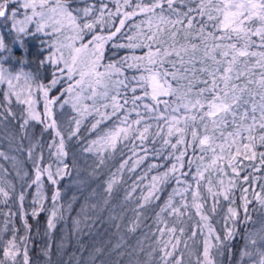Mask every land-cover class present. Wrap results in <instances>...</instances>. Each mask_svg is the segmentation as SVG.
<instances>
[{
    "label": "snow or ice",
    "instance_id": "6c2138e0",
    "mask_svg": "<svg viewBox=\"0 0 264 264\" xmlns=\"http://www.w3.org/2000/svg\"><path fill=\"white\" fill-rule=\"evenodd\" d=\"M186 3H196V0H179L180 5ZM165 4L168 12L176 16L175 20L171 19L170 15L164 14ZM107 9L108 4L104 3V0H100L99 5L88 3L87 0H79V2L78 0H0V29L4 30L0 32V85H6V89L0 90V108L4 109L0 111V121L6 122L10 117L13 120L16 118L11 107L15 102L25 106L23 122L19 125L25 135L31 121L44 126L41 138L28 148L29 159H33L37 148L41 149L33 160L35 178L32 181L37 186L36 202H40L45 198L41 191L42 177L46 174L47 180L52 185H56L57 177H61L62 173L67 174L65 170L69 165L66 162L68 156L66 141L80 138L81 128L86 121H90L88 133H95V138L89 141L82 151L94 153L99 164H103L105 153H114L118 144L129 140L130 137L139 140L141 144L148 141L151 125L146 122L145 115L138 110L141 107L139 102L150 96L156 103H144L142 106L147 113H154L161 102L167 105V101H160L161 96H174L177 101H186L180 104L185 111L183 127L179 126L181 123L179 117L173 116L170 121H165L168 137L179 134L176 142L172 143L166 138L163 143L173 149H177L178 145L185 146L179 156L175 157L180 168L184 167L183 161L189 146L198 147L205 153L211 151L212 158L203 169L197 167L196 176L193 177L196 181L195 190H191L190 184L183 190L173 188L163 204L157 205L159 212L155 213L156 218L164 224V227L158 228V231L162 235L165 232L173 235L176 241L171 244L172 251L167 250L168 245L165 244L161 259L163 264H170L169 258L174 257L175 249L181 243L180 238L175 237L177 232L175 224L169 227L167 220L163 219L164 215L174 217L176 222H180V218L188 213L189 209H195L196 215L204 222L198 223L196 227L201 232L205 228L208 230V236L205 237L203 244V259L198 258L197 264H215L211 254V249L215 245L209 242L215 230L208 223L209 217L202 211L204 202L200 182L206 179L205 172L209 169H215L217 173L226 175L225 168L221 166L224 161L227 162L226 166L231 168L233 177L229 179L227 186L224 185L223 179H219L216 182L219 187L214 190L212 179L210 176L207 178L209 185L207 191L213 198L211 211L214 213L218 197L223 196L225 200H229L231 190L236 187V179L240 178L238 157L242 155L245 160L253 161L257 158L255 150L257 141L264 145V0H199L196 7H188L187 11L180 10L177 0H150L149 3L134 4L132 0H123V4L116 0L115 12ZM157 9L160 10L159 13ZM193 13L195 15H192ZM138 14L147 17L150 33L141 32L138 35H142L152 43H138L135 37L128 36L129 43L114 44L113 47L147 48L146 56H125L120 61L104 63L105 46L121 33L127 21ZM197 17L202 18L198 29ZM114 18H119V26L116 25ZM185 20L187 25L183 28L184 39L187 41L195 36L199 43L180 45L177 48L175 42L180 29L176 25H184ZM153 24L155 31H152ZM103 25L113 30L107 35L100 34L98 28ZM31 26H34V30ZM134 27L139 29L140 25L136 24ZM40 33H43L48 40L41 41L37 51L33 53L28 47V41L38 40ZM164 34H167L173 43L163 50L159 46L153 50V43L162 45L165 42ZM6 39L10 40L11 47L6 43ZM173 54L177 60L166 61L165 58ZM129 60L132 62L128 63ZM13 61L15 65H19V70H13ZM165 62L170 63L175 71L169 72L164 69L161 72L159 68H163ZM5 63L9 64L8 68L5 67ZM177 63L180 65L179 68L176 67ZM197 64L200 67H197ZM125 66L143 69L139 77H132L136 86L131 87L130 97L127 95L128 78L126 76L124 79L119 78L124 75ZM155 66L159 68L154 70ZM26 67L29 70L25 71ZM189 72L193 79L198 73L206 77L199 81L204 87L195 92V98L191 96L194 85L193 80L189 79ZM168 77H171V81ZM182 80H187L188 83L181 84ZM172 82H175V86ZM137 87L142 89L143 95H136ZM121 89H124L123 93ZM41 101L42 110L37 107ZM129 103H131L130 110L126 107ZM57 106L61 110L69 106L74 115L68 116L63 111L57 113ZM178 110L173 109V111ZM133 112L136 114V119L129 122ZM66 116L67 127L62 128L61 123ZM113 117L119 123L113 122L109 126L108 122L113 121ZM249 120L251 123H248ZM134 125L136 127H133ZM229 126L233 131L225 135L224 130ZM44 131L54 133L47 147L50 155L57 162L55 172L52 171V164L46 167L40 166L44 160L42 142ZM161 131L162 128L155 135L159 136ZM217 132L220 134L219 137L216 135ZM189 133L190 140L187 139ZM217 139L222 142L217 144ZM152 142L155 143L154 140ZM135 149L136 145L133 144V156H136ZM141 151L144 155L133 162L129 171H134L147 158L148 149L142 148ZM154 154L159 153L155 151ZM0 157L7 159L3 152H0ZM200 159L203 160V157ZM129 160L131 157L120 164L118 171H122ZM259 160L260 168H254V171L264 169V152L259 153ZM188 163L190 166L192 161L189 160ZM156 167L157 165L150 164L148 171ZM177 171V164L174 163L166 171L153 175L147 186V194L140 198L138 208H143L152 200H159L160 196L157 193L163 191L164 186ZM112 175L113 178L107 183L109 193L117 183L115 173ZM250 175L243 176L244 182L249 180ZM146 177L147 173L138 179L143 180ZM252 179L255 181L256 178L252 177ZM176 183L180 185L184 182L176 177ZM260 188L261 193L255 194L254 198L264 206V184L260 185ZM190 190L191 204L188 203L186 196ZM132 191H135V186ZM247 191V188L243 189L244 193ZM0 193L8 196L3 188H0ZM59 195L57 190L51 198L53 210L48 220L49 228L54 227L53 219L57 216L55 202ZM176 195L181 197L179 205L174 202ZM130 197L131 193L126 199ZM19 199L24 200L23 192ZM242 199L245 220L248 221L251 219L247 215L248 204L252 201L246 196H242ZM42 211L44 207L43 203H40L39 209L34 210L32 214L38 216ZM228 213L233 221L239 215L238 210L232 207L228 208ZM139 216L140 213H137V220ZM136 226L138 225H134L130 230L135 231ZM25 227H28L27 222ZM184 231L183 227L179 228L181 234ZM196 234V231L192 232L193 237ZM232 236V230L228 229L225 239H231ZM215 240L219 242L220 236L215 235ZM249 243L255 246L256 255L259 257L258 260H252V264H264V226L256 231ZM185 247H187L186 243ZM97 251L101 250L97 249ZM19 254L20 250L13 237L4 248L3 255L15 264ZM252 256L253 252L243 250L240 264H243L245 257L251 259ZM182 260L183 254L175 257L171 264H182ZM23 264H29L27 249L23 253Z\"/></svg>",
    "mask_w": 264,
    "mask_h": 264
},
{
    "label": "rangeland",
    "instance_id": "374dc122",
    "mask_svg": "<svg viewBox=\"0 0 264 264\" xmlns=\"http://www.w3.org/2000/svg\"><path fill=\"white\" fill-rule=\"evenodd\" d=\"M109 1H112L116 4V0H104V3H109ZM149 1L150 0H137V2L142 3H148ZM87 2L96 3L99 5L100 0H87ZM111 9L112 8L108 7L107 10L110 11ZM96 14L98 15V13ZM116 25L119 26L118 22ZM31 27L34 30V26ZM111 30L113 29L107 25H103L98 28L100 34L103 35H107ZM3 31L4 30L0 29V32ZM47 40L48 38L44 36L43 33H40L38 40L30 39L28 41V47L34 53L37 51L40 42ZM6 43H8L10 47L12 46L10 40L6 39ZM17 55H19V53H17ZM12 64L14 65L13 70H19V65H15L14 61ZM5 67L8 68L9 64L5 63ZM24 70L27 71L29 69L26 67ZM127 78L128 79L126 80V83L131 86L130 84L134 81L132 80V77ZM0 86V90L6 89V85ZM162 97L163 96H161L160 99H162ZM41 104L42 101L37 107L40 108ZM11 107L13 112L16 114V118L13 120L10 117L6 122L0 121V152H3L7 157V159L0 157V188H3L8 193V196H4L3 193H0V262H2V264H13L11 259H6L4 257L3 251L4 248L8 246V242L12 240L13 237H15V243L20 250V254L16 257L15 264H23V253L26 249V246L24 245L25 235L12 230V228L7 225V218L13 206V208L16 210V213L18 212L19 217H21V215L25 212L33 213L34 210L39 209L40 203H44L46 195L43 192L42 187L41 191L45 198L40 202H36L37 186L34 184L29 190H27L28 188L25 187L29 177H31L30 183L35 178L33 160H35L36 155L39 154L41 149L37 148L33 154V159H29L28 148L35 144L37 140V138L35 139L33 137L31 129L35 128L34 124L36 127L39 124L35 121H31L26 129L25 135V132H22L19 127V125L23 122V112L25 106L13 102ZM0 111H4V109L0 108ZM56 111L57 113L63 111L67 113L68 116L74 115L69 106H65L63 110L57 106ZM155 113L159 117H162L163 112L160 109H157V111L154 113L148 114L154 115ZM174 113L175 112L172 113L173 116H175ZM257 113V116H259V112ZM61 127H67V116L62 121ZM53 135L54 133L51 132L50 136L42 141L44 144V160L40 166L46 167L48 164H52V171L55 172L57 162L55 158L50 155V150L47 147V145L51 142V137ZM244 135H247V133H244ZM71 141L72 140L66 141V147L68 151L66 162L69 165L65 170L67 174L64 175L62 173L61 177H57L58 183L52 186L54 189L52 195L57 190L59 191L60 195L57 199V204L55 207L57 216L53 219L54 227H48V220L51 218V211L53 209L50 211L44 226V244L46 253H49L51 249H55V252L58 254L59 261L61 263L66 261L67 264H85L86 255L83 253L84 251L79 246H77L75 249L74 247H71L72 241L74 243H78L81 239V234L85 225L96 226L93 229L100 232L102 224L101 222L104 220V218L101 216L103 211V215H106V219L108 218L109 224H120L122 221H124L125 223L122 222L123 227H125V225L128 223H130V226L133 227L134 225L142 222V220L148 218V210L151 209V204L155 200H152L143 208H138V203L141 202L140 198L147 194V186L150 181L140 182L137 177V169L134 171H129L133 162L135 161L134 159H136L133 158L134 156L131 157V160H129V163L122 171H118L120 164L125 159L130 157V154L128 156L123 155L122 159L115 157L117 154L121 153L124 147L123 142L118 144L114 153H105L104 163L99 164L98 158L94 153H78L76 148H73L72 150H74V152H72ZM131 147L132 143L129 142L126 150L131 149ZM52 151H54V149H52ZM232 151L233 153L235 152V147L232 149ZM241 152L243 153L242 147ZM200 154L201 156H209L208 159L205 158V160L207 159L206 164H208L212 158V152L208 151L205 153L200 151ZM217 154H219V149H217ZM241 158H243L242 155L238 157V160L241 161ZM226 165V161L222 162L221 166L225 168V172L227 174L221 175L217 173L214 183L215 185L213 187L214 190L219 187V185L216 183L219 179H223L224 185L227 186L229 179L233 177L231 168H228ZM213 172H215V169ZM113 173H115V179L117 183L113 185L112 190L109 193L107 191V183L113 178ZM194 176H196V171L194 173L192 172L189 178L183 179L184 183H182V185L177 188L183 190L184 187L190 184L191 190H195L196 181L193 179ZM45 179H47L46 174L42 177L43 181ZM133 186H135V191H132ZM208 186L207 178L200 182V191L204 202L202 211L209 217L208 223H210L215 230L214 235L209 241L210 244L215 245L211 249L212 257L215 261V264H221L222 248L225 236H220L218 234L216 225L219 224L218 226L224 228L227 227L224 232L226 235L229 226L234 224L235 221L229 218L230 214L228 213V208L232 206L230 204L227 205L226 202L229 203V201H226L223 196L218 197V203L216 204L218 205V209L214 213L211 211L213 206V198L207 191ZM26 190L27 194L26 196L24 195L26 198L24 197V200L21 201L19 197L21 193H24ZM191 190L186 193L189 204H191ZM129 193H131V197L126 199ZM163 202L164 201H162L160 205H162ZM174 202L178 205L181 203L180 195H176L174 197ZM23 205L27 208H24ZM157 212H159V209ZM137 213H140L139 220H137ZM98 217L100 218V221ZM163 219L167 220L168 225L179 224L185 229L183 234L179 233L181 243L179 244L178 249L180 250V255L183 254L182 264H197L198 258L202 260L203 244L205 237L208 236V230L205 228L203 229V232H201V230L196 227L198 223L202 224L204 222H202L200 217L196 215L195 209H189V212L180 218V222H176L174 217L167 216L166 214L164 215ZM163 225L164 224L162 222L157 220L155 215L150 223V226L147 227L145 231H143L138 245L135 246L133 250L134 252L131 250L132 252L127 253L123 257L124 261H122V264H153V253L155 251V244L159 234L158 228H162ZM262 226H264V206L259 204L254 224L246 234L245 242L241 247L237 264H240L241 252L245 249L253 252V256L251 259L245 257L243 264H252V260L259 259L255 252V246L251 245L249 240L253 238L256 231ZM193 231H196L197 233L194 237L192 236ZM106 232L107 230L103 229V233ZM215 235L220 236L221 240L219 242L215 240ZM120 236L121 232L119 231L117 239H120ZM185 243L187 244V247H185ZM69 249L71 252H69Z\"/></svg>",
    "mask_w": 264,
    "mask_h": 264
},
{
    "label": "trees",
    "instance_id": "16d2710c",
    "mask_svg": "<svg viewBox=\"0 0 264 264\" xmlns=\"http://www.w3.org/2000/svg\"><path fill=\"white\" fill-rule=\"evenodd\" d=\"M121 4H123V0H119ZM137 0H132V3H136ZM146 2V1H145ZM150 2V1H149ZM148 2V3H149ZM199 0H196V3H198ZM196 3H186L185 5H180L179 0H177V6L180 7L181 11H187L188 7H196ZM108 7L112 8L110 11L113 13L116 10V4L112 1H109ZM165 11L164 14L166 16H171V19L175 20L176 16L174 14H170L167 10V5L164 6ZM124 9H122L123 11ZM129 10V9H128ZM159 9H157V12L159 13ZM192 15H195L193 13ZM115 22L117 23L119 18H114ZM197 24L196 28L199 27V21L202 19L201 17H197ZM206 19V18H205ZM143 21V23H142ZM147 17L142 15H137L132 20L126 22V26L121 30V33L117 35L116 38H114L112 41H109L108 44L105 46V60L104 63L108 62H116L120 61L121 58L128 56H146L148 49L147 48H136V49H128V48H114V44H127L129 43L127 37L133 36L135 37V41L138 43H152L151 41H148L144 39L142 35H138V33H144V34H150L149 33V26L147 24ZM139 24L140 28L137 29L134 27V25ZM187 21L185 20L184 25H176L177 28L180 29V33L176 37V47L179 48L180 45H189L191 43H199V41L193 36L190 40L184 39L183 34V28L186 27ZM171 28V26H168ZM152 31H155V25L153 24ZM193 32H195V29H193ZM255 39V38H254ZM163 40L165 41L162 45H156L153 43V50L156 49V47H161L163 50L164 48H168L173 41L168 37L167 34L163 35ZM199 55V54H198ZM166 61H176L177 57L173 54L167 58H165ZM187 59V57H185ZM132 61L129 60L128 63H131ZM146 63V61L144 62ZM211 63V62H209ZM119 66V65H118ZM153 67V66H149ZM177 68L180 67L179 63L176 65ZM197 67H200L199 64H197ZM156 68H159V66H155L154 70ZM164 69H167L169 72L175 71L174 68H172V65L170 63L165 62L163 65V68H159V70L162 72ZM143 69H136V68H125L123 69L124 75L119 77L120 79H123V77H139ZM258 71V70H257ZM145 75L147 73H144ZM189 79L193 80V91H192V98H195V92L203 88L204 85L200 83L199 81L201 79L206 78L203 74H197V77L193 79L191 72H189ZM258 78V77H257ZM168 79L171 81V77H168ZM173 86H175V82H172ZM187 80H182L181 84H187ZM129 89L127 91V95L130 97L132 95L131 87L136 86L135 81L130 84ZM1 87V86H0ZM255 88V86H253ZM122 93L124 92V89H121ZM150 91V89H149ZM136 95H143V91L141 88L137 87ZM248 97L246 96L245 99ZM160 99V98H159ZM160 101H167V105H165L163 102H161L157 109L162 110L163 114L162 117H159L156 115L148 114L145 109L143 108V104H155L156 102L151 99V97L145 98L141 103V107L138 109L142 114L145 115L146 122L151 125L150 132H149V138L148 141H146L144 144H141L139 140H136L134 137H130L129 140L123 141L124 147L121 151V153L117 154L115 157L118 159H122L123 155L128 156L130 154V157H133L132 154V148L133 144L136 145V156L133 158H138L139 156L144 155V152L141 151L142 148L148 149V155L147 158L144 160L142 164H140L137 169V177L143 176L145 173H147V177L143 180H140V182H149L151 180V177L153 175H157L158 173H161L163 171H166L167 169L171 168L172 164L176 163L178 171L174 174V176L169 180L168 184L164 186L163 191L158 193L157 195L160 196L159 200H155L151 204V209H149L148 218L142 220V222L138 223L135 231H131L132 228L130 226V223L126 224L125 227H123L124 221H122L120 224L111 223L109 224L108 218L106 219V215H103V211L101 216L104 218V220L101 222V229L100 232L95 231L93 228L96 226H84V230L81 234V239L78 243H74L72 241L71 247L77 248L79 246L86 255L85 257V264H122L124 261L123 257L134 250L135 246L138 245L140 237L147 229V227L150 226V223L152 219L155 216V213L159 209L157 205L161 204L162 201H164L168 194L172 192L173 188H177L182 185H177L176 183V177H179L181 181L183 179L189 178L190 174L196 171L197 167L200 166L202 169L203 167L207 166L206 160L209 158L208 155L201 156L200 149L198 147L193 148L191 146L187 147V152L184 157V167L180 168L179 163L176 161L175 157L179 156L180 151H183L185 149L184 145H178L177 149H173L170 145H165L163 143L164 139H170L172 143L176 142L178 133L173 135L172 137L167 136V124L165 121H170L173 117L172 113L175 112V116L179 117L181 120L180 127H183V117L185 116V111L182 107H180V104L186 101H177L176 97L174 96H163ZM256 101H259V97H256ZM123 102V101H121ZM126 107L130 110L131 109V103L126 105ZM249 111L251 109V105H248ZM42 110V104L39 108ZM173 109H179L178 111H173ZM241 112L243 109L240 110ZM258 115V113H257ZM91 119V118H90ZM136 119L135 112L132 113L129 122L131 120ZM231 120V117L229 118ZM237 121L239 122V116H237ZM119 123L118 120H116L115 117H113V121H109L108 124L111 126V124ZM248 123H251L249 120ZM159 125V127L157 126ZM35 128L31 129L33 133V137L36 139L41 138V133L43 131V125L39 124L37 127L34 124ZM90 126V121H86L85 124L82 126L80 131V138H73L71 141V150L73 148H76V151L83 152L82 149L84 146L88 144L89 141L95 138V133L89 134L87 131V128ZM133 127H136L135 125ZM142 127V125H141ZM163 129L161 131V134L159 136H156L155 133ZM225 135H227L228 132L233 131V128L229 126L225 130ZM51 134V131H44L42 136V141L49 137ZM217 137H219V132L216 133ZM187 139L190 140V133L187 136ZM155 141L153 143L152 141ZM129 142L132 143V147L129 150H126V148L129 145ZM222 141L217 139L216 143L219 144ZM256 152H257V158L253 161L245 160L244 158H241L240 163L238 165V168L240 169V178L236 179V187L233 188L229 194L230 198L229 201L226 202L227 205L230 204L232 208H235L238 210L239 215L236 218L234 224L229 226V229L232 230L233 236L231 239H224L223 242V248H222V261L221 264H237L238 257L241 251V247L243 243L245 242L246 234L249 232L251 227L254 224L256 214H257V208L259 205V202L254 198L255 194L261 193L260 185L264 184V169L260 171H254V168H260V160H259V153L264 152V145H261L259 141L256 143ZM155 151H158V155L154 154ZM74 152V150H72ZM86 153V152H85ZM73 154V153H72ZM90 154V153H88ZM203 157V160L200 158ZM205 158H207L205 160ZM134 159V160H136ZM191 160L192 163L189 166L188 161ZM117 163V162H115ZM150 164L157 165L156 168H153L151 171H148V166ZM214 169H209L208 172H205V177L210 178L213 181V187L216 180L217 172H213ZM181 173H187V175H181ZM249 180L247 182H244L243 176L249 175ZM252 177H255V181H253ZM31 177L28 178V182L26 183L27 190L31 189L33 187V183H30ZM43 185V192L46 195V199L43 203L44 211L40 212L38 216H33L32 212H25L21 215V217L18 216V212L16 213V210L12 207L9 216L7 218V225H9L12 230H15L16 232L23 233L25 235V246L28 252L29 257V264H67L66 261L64 263H61L59 261V256L56 254L55 249H51L49 253H46L45 251V238H44V232H45V223L47 221V217L50 213V211L53 209V202H52V193H53V185L45 179ZM31 185V186H29ZM184 185V184H183ZM247 188L248 191L246 193L243 192V189ZM27 190L24 191V195L26 196ZM24 196V197H25ZM242 196H246V198L250 201H252L250 204H248V211L247 215L251 217L250 220H245V213L243 210V203L244 200L242 199ZM26 198V197H25ZM234 201V203L232 202ZM57 204V200L55 202ZM226 206V205H224ZM24 208H27L23 205ZM218 205H216V210ZM99 218V217H98ZM100 221V218H99ZM25 222H27L28 227H25ZM96 225V224H95ZM173 224H169L168 226L171 227ZM216 226V230L220 236H226L224 234L225 229L227 227H221ZM177 228V232L175 233V237H179V228L181 226L179 224H175ZM123 227V228H122ZM164 227V225H163ZM162 227V228H163ZM92 228V229H91ZM103 229L107 230L106 233H103ZM144 229V230H143ZM116 230V232H115ZM121 232L120 239L118 238V232ZM224 234V235H223ZM171 241V243H168ZM118 242V243H116ZM175 238L173 235L165 232L163 235L159 232L158 238L155 244V251L153 253V264H163V261L161 257L163 256V249L165 244L168 245L169 251H172L171 244H174ZM53 246V245H52ZM112 246V247H111ZM97 249H100L101 251H97ZM132 250V251H131ZM69 252L71 250L69 249ZM134 252V251H133ZM180 250L177 248L174 252V257L169 258V262L174 260L175 257H179ZM2 258V257H1ZM71 258V257H70ZM6 261V260H4Z\"/></svg>",
    "mask_w": 264,
    "mask_h": 264
}]
</instances>
